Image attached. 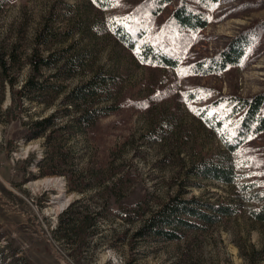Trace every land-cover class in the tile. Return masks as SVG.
Here are the masks:
<instances>
[{
    "label": "rangeland",
    "instance_id": "rangeland-1",
    "mask_svg": "<svg viewBox=\"0 0 264 264\" xmlns=\"http://www.w3.org/2000/svg\"><path fill=\"white\" fill-rule=\"evenodd\" d=\"M137 1L116 0L102 8L93 0H5L0 61L9 69L4 76L0 67V248L6 261L14 254L24 264H264V221L248 213L264 193V132L227 152L196 115L203 96L208 101L217 93L249 96L264 90V0H218L176 68L142 63L111 34L107 20ZM169 10L151 24H160ZM251 26H259L258 34L237 65L205 76L180 72ZM34 46L40 54L61 49L78 54L83 70L64 79L62 72L54 77L51 69H42L40 100L25 93L19 118L7 119V81L16 88L30 74ZM97 69L113 81L107 99L95 97L94 105L115 107L84 127L72 109H63L65 94ZM197 88L201 95L186 101L185 94ZM49 115L44 133L25 140L28 122ZM45 149L51 162H39ZM209 159L231 169L232 181L205 175L201 162ZM175 194L193 198L201 208L223 203L236 211L178 229V239L148 230L135 235ZM77 199L71 212L86 206L94 216L80 248L68 225L57 230L59 217Z\"/></svg>",
    "mask_w": 264,
    "mask_h": 264
},
{
    "label": "trees",
    "instance_id": "trees-1",
    "mask_svg": "<svg viewBox=\"0 0 264 264\" xmlns=\"http://www.w3.org/2000/svg\"><path fill=\"white\" fill-rule=\"evenodd\" d=\"M115 1L97 0V3L102 8H109ZM217 1L138 0L135 2L137 4L128 12L109 18L107 25L113 37L142 63L176 68L182 62L183 54L188 48L192 35L208 23L209 17L206 10L212 8ZM4 2L5 0H0V10ZM168 6H170V10L166 19L153 26L151 24L152 17L161 13ZM254 30L257 31L254 32ZM258 30L259 26L241 30L210 56L182 65L180 72L185 75L205 76L219 74L226 68L237 65L257 36ZM11 56L12 53L9 52L7 58L10 60ZM7 63L4 59L0 61L4 76L9 69ZM28 63L30 74L18 87H14L13 80L7 81L10 100L4 113L7 119L19 118V114L23 111L25 93H31L35 100H40L38 95L44 90V78H41L42 69H51V76L54 77L62 72L64 79L75 75L81 69L83 70L81 68L83 61L78 54L69 53L63 49L49 50L46 54H40L34 46L28 55ZM112 81L111 75L100 69L95 70L86 81L74 85L66 92L64 103L66 105L63 109L65 111L68 108L72 109L76 113V121L84 127L95 118L110 113L115 107L114 105L95 106L94 104L95 97H99V101L107 99ZM199 95H201L199 88L189 90L184 99L192 101ZM206 98L207 95L202 97L204 103L196 108V115L216 134L225 151L233 152L247 140L264 132V90L249 96H241L236 93H217L208 101L205 100ZM50 117L51 115L29 121L30 132L24 136L25 140L42 135L51 125ZM7 143L9 146L10 141ZM47 160L51 162L52 155L48 149H45L39 162ZM210 160L201 162L205 175L224 183L231 182L235 177L232 170L222 166L219 162L207 163ZM39 165L41 164L39 163ZM199 168L196 166L197 170ZM113 185L114 183H111V187ZM105 188L106 185H103L102 189ZM256 201L258 202L257 206L250 208L248 213L255 220L264 221V193L260 194ZM76 204H79L78 199L67 205L63 215L59 217L57 230L68 225V232H72L76 238L75 246L80 248L86 243L88 231L94 225V216L86 206H82L83 210L72 213ZM235 211L232 206L223 203H210L206 208H201L193 198L185 199L179 194H175L150 214L143 226L135 232V235H140L143 230H148L151 235L161 239H178L181 237L178 229L200 227V224H197L198 221L211 222L217 213L230 215ZM62 233L64 236L65 231ZM13 255L6 261L8 256L4 254V249L0 248V264H24L20 257Z\"/></svg>",
    "mask_w": 264,
    "mask_h": 264
},
{
    "label": "bare ground",
    "instance_id": "bare-ground-1",
    "mask_svg": "<svg viewBox=\"0 0 264 264\" xmlns=\"http://www.w3.org/2000/svg\"><path fill=\"white\" fill-rule=\"evenodd\" d=\"M45 182H46V184H48V183L50 182V180L47 179ZM52 211H54V209H53ZM55 211H56V210H55Z\"/></svg>",
    "mask_w": 264,
    "mask_h": 264
},
{
    "label": "snow or ice",
    "instance_id": "snow-or-ice-1",
    "mask_svg": "<svg viewBox=\"0 0 264 264\" xmlns=\"http://www.w3.org/2000/svg\"><path fill=\"white\" fill-rule=\"evenodd\" d=\"M93 2H94V3H96V2H97V0H93Z\"/></svg>",
    "mask_w": 264,
    "mask_h": 264
}]
</instances>
